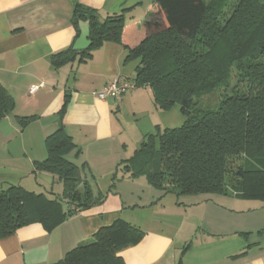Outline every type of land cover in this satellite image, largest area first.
I'll use <instances>...</instances> for the list:
<instances>
[{
	"label": "crops",
	"instance_id": "0c3cea01",
	"mask_svg": "<svg viewBox=\"0 0 264 264\" xmlns=\"http://www.w3.org/2000/svg\"><path fill=\"white\" fill-rule=\"evenodd\" d=\"M76 4L97 11L101 20L123 13L128 47L138 44V28L154 13L152 0H0V84L15 102L0 121V187L61 194L57 178L34 172L33 165L45 159V139L57 128L68 95L65 131L81 150L82 176L100 202L87 209L67 204L71 215L50 232L32 224L0 239V264H58L119 218L145 233L139 244L120 253L124 264H264V204L243 210L234 208L235 200L241 202L234 196H176L154 189L143 176L119 171L151 130L155 135L168 127L150 118L146 89L119 102L97 99L114 78L135 76L136 65H129L135 61L125 60L122 45L106 42L84 61L76 57L70 62L77 65L73 78L69 63L53 67L51 57L78 38L72 24ZM34 85L40 87L29 95ZM22 117L35 118L22 128L17 119Z\"/></svg>",
	"mask_w": 264,
	"mask_h": 264
},
{
	"label": "trees",
	"instance_id": "16d2710c",
	"mask_svg": "<svg viewBox=\"0 0 264 264\" xmlns=\"http://www.w3.org/2000/svg\"><path fill=\"white\" fill-rule=\"evenodd\" d=\"M152 6L154 13L138 28V44L128 47L123 44V13L101 20L97 11L76 4L72 24L79 36V22H89L91 46L73 51L72 45L54 54L53 67L76 57L84 61L106 42L122 45L125 60L138 62L135 87L150 88L160 110L179 105L186 121L149 135L119 164V171L131 178L143 176L154 189L176 196H234L264 203V0H152ZM233 72L238 81L230 94L214 109L197 107L195 99L229 88ZM67 102L65 95L57 128L45 139V159L33 165L34 172L56 177L62 192L48 197L18 185L1 186L0 239L32 224L50 232L71 215L67 204L87 209L100 202L82 176L81 150L65 131ZM14 108L0 84V121ZM34 118L17 119L23 128ZM235 160L242 163L231 168ZM144 235L119 218L58 264H124L120 253L139 244Z\"/></svg>",
	"mask_w": 264,
	"mask_h": 264
},
{
	"label": "rangeland",
	"instance_id": "374dc122",
	"mask_svg": "<svg viewBox=\"0 0 264 264\" xmlns=\"http://www.w3.org/2000/svg\"><path fill=\"white\" fill-rule=\"evenodd\" d=\"M206 3H209L211 0H204ZM230 14V11L227 12V15ZM264 62V59H263ZM137 61L135 62H131L129 65H137ZM77 64V63H76ZM67 72H69L68 74L71 76L70 77H74L77 73V65H75V63H69L67 64ZM131 76V75H130ZM127 81L134 83V77L132 75V77H127ZM238 78L235 75V72L232 73L231 76V80L229 83V88L224 89H217L209 94H206L198 99L194 100V103L197 105V107H201V108H210V109H214L218 102L221 100V98L223 96H226L228 94H230V88L237 84ZM147 91L148 96L146 94L144 95V98L146 99L144 101V107L146 108V110H148L150 114V118H153L154 120H157L160 124H165V126H167L168 128H178L180 126L183 125V123L186 121V117L181 114L180 112V107L179 105H174L172 106L169 110L164 111V110H160V109H155L153 106V96H152V92L150 90V88H134L129 90L127 93L131 92V91H139V92H143V91ZM126 93V94H127ZM144 93V92H143ZM160 114H158V113ZM162 126V125H161ZM154 131L151 130V134L153 135ZM149 135L146 137L148 138ZM242 162L240 160H235L233 161V163L230 165L231 168H235L236 166L240 165ZM238 199V198H236ZM237 201V202H236ZM227 203V202H226ZM264 203H262L261 201L258 200H241V202H239L238 200L234 201V208H240L243 210H249V209H257L258 207L262 206ZM253 215H248L249 218L253 219V217H255Z\"/></svg>",
	"mask_w": 264,
	"mask_h": 264
},
{
	"label": "built area",
	"instance_id": "2783aa9c",
	"mask_svg": "<svg viewBox=\"0 0 264 264\" xmlns=\"http://www.w3.org/2000/svg\"><path fill=\"white\" fill-rule=\"evenodd\" d=\"M39 87L40 86L38 85L31 86L28 90V94L33 95ZM134 88V83L120 78H114L110 84L104 87L101 91L97 92L95 95L97 99L101 101L111 99L115 102H119L129 90Z\"/></svg>",
	"mask_w": 264,
	"mask_h": 264
},
{
	"label": "water",
	"instance_id": "95a60500",
	"mask_svg": "<svg viewBox=\"0 0 264 264\" xmlns=\"http://www.w3.org/2000/svg\"><path fill=\"white\" fill-rule=\"evenodd\" d=\"M89 35H90L89 22L88 21L79 22V36L75 40L72 46L73 51H82L89 48L91 46Z\"/></svg>",
	"mask_w": 264,
	"mask_h": 264
}]
</instances>
